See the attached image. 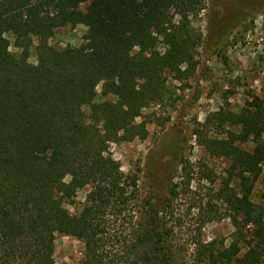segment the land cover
<instances>
[{"label":"trees","instance_id":"1","mask_svg":"<svg viewBox=\"0 0 264 264\" xmlns=\"http://www.w3.org/2000/svg\"><path fill=\"white\" fill-rule=\"evenodd\" d=\"M201 3L0 0V264H54L57 235L82 242L80 264H178L166 215L141 193L139 173L121 170L110 146L146 140L150 122L137 120L165 103L168 78L195 74L202 35L189 17ZM69 24L89 26L83 44L52 46L55 31ZM99 86L115 100L98 103ZM253 102L217 114L239 133L207 144L229 165L220 193L234 226L250 227L249 238L228 248L193 241L194 264L264 263V207L252 200L264 165V101ZM249 142L251 149L242 146ZM85 189L82 208L71 214L64 205Z\"/></svg>","mask_w":264,"mask_h":264},{"label":"rangeland","instance_id":"2","mask_svg":"<svg viewBox=\"0 0 264 264\" xmlns=\"http://www.w3.org/2000/svg\"><path fill=\"white\" fill-rule=\"evenodd\" d=\"M201 2L202 9L189 17L192 27L202 35L195 53V74L184 82L168 78L165 103L152 105L137 120L150 122L146 140L110 146L121 170L126 174L138 172L141 193L152 196L162 217L166 215L169 245L178 264H194L197 249L193 241L228 248L235 239L249 238L250 227L241 226L240 231L234 226L233 215L220 193L228 180L229 165L226 159L210 155L207 144L225 139L232 132L239 133L237 127L221 126L217 114L239 113L254 97L264 101V0ZM178 20L176 15L173 21L178 24ZM88 31L87 25L69 24L55 31L50 44L57 48L79 47ZM7 38L10 51L19 53L14 37ZM37 46L36 40L31 63L37 62ZM158 47L160 51L165 48L163 44ZM101 91L99 86L98 103L115 100L102 97ZM242 146L251 149L254 145L249 142ZM174 184L178 185L177 195L165 214L164 201ZM230 184L239 190L238 182ZM87 192L88 189L79 190L75 203L64 205L65 209L76 214ZM252 200L264 207V165L254 184ZM136 215L134 222L138 220ZM239 244L245 252V244ZM54 249V264L82 261L84 246L76 238L57 235Z\"/></svg>","mask_w":264,"mask_h":264}]
</instances>
